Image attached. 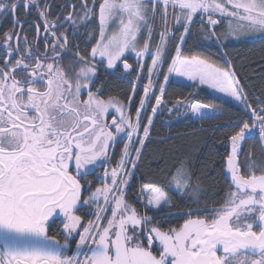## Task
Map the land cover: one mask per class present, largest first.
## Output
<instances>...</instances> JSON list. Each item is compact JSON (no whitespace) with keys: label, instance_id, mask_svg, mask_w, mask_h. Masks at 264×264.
<instances>
[{"label":"snow or ice","instance_id":"snow-or-ice-1","mask_svg":"<svg viewBox=\"0 0 264 264\" xmlns=\"http://www.w3.org/2000/svg\"><path fill=\"white\" fill-rule=\"evenodd\" d=\"M9 17L0 32V264H264V162L243 150L258 135L264 155V98H250L228 51L264 40V0H66L56 13L52 0H0ZM211 44L223 65L203 50ZM101 72L128 81L125 99L101 97ZM173 74L187 78L175 84L187 94L170 91ZM216 93L239 105L222 157L226 189L210 197L191 154L145 182L156 122L220 119L218 104L202 99L224 103ZM176 198L194 207L166 228Z\"/></svg>","mask_w":264,"mask_h":264},{"label":"trees","instance_id":"trees-1","mask_svg":"<svg viewBox=\"0 0 264 264\" xmlns=\"http://www.w3.org/2000/svg\"><path fill=\"white\" fill-rule=\"evenodd\" d=\"M60 1L54 0V13L59 10L61 4L65 3H61ZM169 12L171 13V9H169ZM171 23L172 20L170 17L169 24L171 25ZM226 24L227 21L224 22V25L220 26L221 31ZM11 27L10 17L0 18V32L9 30ZM174 43H179V41H175ZM191 43L189 41V44ZM203 50L210 53L211 59L218 65H223L224 61L216 54L215 44L205 45L203 46ZM228 51L233 58L234 66L246 77V80H242V83H245V88L249 92L250 98L253 96L264 98V40L256 39L255 42L249 40L243 43L233 42L229 45ZM128 56L129 63H133L135 57H131L129 54ZM148 62L150 63V61ZM119 75L120 73L117 72L115 75L108 74L100 77V84L104 86L101 93L102 98L107 99L111 95L118 96L122 100L125 99L124 94L129 88V84L128 81L120 79ZM170 91L184 92L187 94L189 90L186 87L177 88L175 87V83H173V88ZM208 91L209 93L212 92L210 90ZM219 96L225 101L224 103L214 100L212 95L202 96V99L206 103L218 104V107L223 113L220 119L204 120L201 122L188 119L179 120L176 118L169 120L167 114H165L156 122L151 142L147 144L144 150L145 162L142 171L145 174V182L152 178L147 175L149 172H152L154 175H159L157 165L160 168H164L168 164H171L172 161L191 154L192 160L196 165V173L199 176L201 187L209 192L210 197L215 192L226 189L222 157L225 155L228 147L226 137L231 131L227 125L229 122L239 118V105L223 97L222 94ZM243 150L245 153H250L257 162H264V155L261 154L258 135L246 140L243 144ZM210 157L214 158L215 163L209 162L203 175H200V168ZM193 180L195 182L196 177ZM133 196L134 192L130 191L128 200L136 203ZM173 203L175 207L171 209L172 218L169 219L166 216L165 219L160 221L166 228L181 226L183 221L188 218L183 213L189 207H194L190 201L179 198H176ZM203 203L201 201V206ZM212 206L213 204L210 202L209 207ZM137 207H140L139 203H137Z\"/></svg>","mask_w":264,"mask_h":264},{"label":"flooded vegetation","instance_id":"flooded-vegetation-1","mask_svg":"<svg viewBox=\"0 0 264 264\" xmlns=\"http://www.w3.org/2000/svg\"><path fill=\"white\" fill-rule=\"evenodd\" d=\"M54 2V0H52V3ZM61 3L62 2H66V0H61L60 1ZM97 11H98V9H97ZM29 19H32L31 17L29 18ZM27 27V26H26ZM92 27L93 28H95V25H92ZM33 33H30V38H31V35H32ZM81 47H83V45H81ZM126 55L128 56V53H126ZM99 75H100V77L101 76H103V75H108L107 73H103V72H101V73H99ZM97 86H99V85H97ZM100 95H101V93H100ZM102 97V96H101ZM86 98V97H85ZM104 99V98H103ZM112 116H113V112L111 111V110H109V113L105 116V122H107V123H111V119H112ZM120 146L118 147L117 146V152H118V149L119 148H121V144H119ZM102 172H103V167H100V166H98L97 168H96V171H95V174L94 175H90L89 176V179L93 182V184H97V180H96V176H99V175H101L102 174ZM59 238V237H58Z\"/></svg>","mask_w":264,"mask_h":264},{"label":"rangeland","instance_id":"rangeland-1","mask_svg":"<svg viewBox=\"0 0 264 264\" xmlns=\"http://www.w3.org/2000/svg\"><path fill=\"white\" fill-rule=\"evenodd\" d=\"M257 39H260V38H257ZM129 55H131V57L133 56L134 57V54H130V53H128ZM172 81H173V83H177V82H179V83H181V84H187V83H189L188 81H187V78H179V77H176L174 74H173V76L170 78ZM122 80H125V81H127L126 79H122ZM210 91H213V90H210ZM217 94V96H219L220 94L219 93H216ZM111 110V109H110ZM112 112H114V110H111ZM117 116H118V114H116ZM259 142H260V147L262 148V144H261V141L259 140ZM118 147L120 146L119 144L117 145ZM123 145L121 144V147H122Z\"/></svg>","mask_w":264,"mask_h":264},{"label":"water","instance_id":"water-1","mask_svg":"<svg viewBox=\"0 0 264 264\" xmlns=\"http://www.w3.org/2000/svg\"><path fill=\"white\" fill-rule=\"evenodd\" d=\"M195 122H201V121H196V120H194Z\"/></svg>","mask_w":264,"mask_h":264}]
</instances>
